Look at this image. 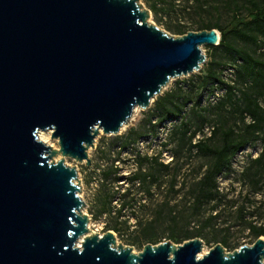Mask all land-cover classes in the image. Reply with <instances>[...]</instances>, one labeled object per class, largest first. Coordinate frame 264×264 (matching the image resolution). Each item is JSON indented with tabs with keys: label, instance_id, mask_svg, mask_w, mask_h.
<instances>
[{
	"label": "water",
	"instance_id": "1",
	"mask_svg": "<svg viewBox=\"0 0 264 264\" xmlns=\"http://www.w3.org/2000/svg\"><path fill=\"white\" fill-rule=\"evenodd\" d=\"M149 17L137 0H0V264H264V237L199 257V238L134 253L87 228L63 158L90 168L99 130L117 135L219 42L215 29L172 37Z\"/></svg>",
	"mask_w": 264,
	"mask_h": 264
},
{
	"label": "rangeland",
	"instance_id": "2",
	"mask_svg": "<svg viewBox=\"0 0 264 264\" xmlns=\"http://www.w3.org/2000/svg\"><path fill=\"white\" fill-rule=\"evenodd\" d=\"M252 1L137 0V3L150 12L149 24L167 35L178 37L181 35L176 34L177 28L198 32L204 30L202 27L207 24L225 27L232 17H245L252 9ZM255 1L261 3V0ZM254 34L257 36L256 44L242 41L236 44L254 58L264 61V35ZM201 49L206 57L205 62L215 55L222 64L218 69L222 81L233 85L236 66L241 64V59L232 61L223 52H215L212 46H202ZM196 76L198 72L170 81L161 95L170 90L175 82H195ZM235 88V97L240 100L241 91H245L247 85L238 84ZM223 96L224 87L217 85L212 91H203L195 113L190 111L191 104L183 109L190 131L196 132L192 142L204 138L213 127L242 129L238 111L233 110L231 103L227 102L222 110L214 107ZM154 101L146 110L133 112L125 128L117 135L101 133L96 136L94 147L87 150L92 170L85 162L63 158L66 166L76 170L78 196L84 203L82 212L88 217L89 232L101 236L107 231V226L117 225L119 232L112 231L116 244L130 247L134 253L140 252L146 244L174 243L168 239L170 234L181 237L185 232L200 230L206 252L223 240V248L228 253L241 246L252 245L255 238L247 229L249 224L258 226L264 223V160L255 163L262 151L260 142L248 144L237 152L229 168L216 177V192L219 194L214 201L197 204L191 192H197L196 183L212 160L203 152L189 150L188 140H182L178 132L174 134L173 127L180 123L181 118L158 125L155 133L149 132L146 121ZM233 102L241 105V102ZM130 130L135 131L132 133L135 141L123 146L124 136ZM136 134L143 135L136 137ZM219 140L217 134L214 145H219ZM50 144L57 148L56 141L51 138ZM60 159L59 155L53 157L54 162ZM135 173L146 174L148 178L142 183H131L129 178ZM106 192H129L128 197H133L137 202L132 207H125L121 217L115 218L114 212L111 216H97V201ZM118 197L116 195L112 202L115 209L120 205ZM136 220L141 222V227H136ZM147 223L152 236L150 240L142 239L141 230Z\"/></svg>",
	"mask_w": 264,
	"mask_h": 264
},
{
	"label": "trees",
	"instance_id": "3",
	"mask_svg": "<svg viewBox=\"0 0 264 264\" xmlns=\"http://www.w3.org/2000/svg\"><path fill=\"white\" fill-rule=\"evenodd\" d=\"M251 6L252 9L245 17L234 16L225 27H221L218 24H207L202 27L204 30L215 29L218 31L220 36L218 45L212 46L215 52H223L232 61L235 58L241 59V64L236 66L235 83L228 85L222 81L220 70H218L219 67H222V64L216 60L213 54L210 60L203 64L198 76L195 77V82L191 81L187 84L175 82L170 90L158 96L146 121L149 124V132L155 133L158 125L181 118L180 123L173 127L174 134L178 132L182 140H188L189 150L203 152L210 156L211 164L196 183L197 192H191L197 204L210 203L216 199L219 194V192H216V177L229 168L233 156L248 144L260 142L262 151L255 163L264 160V61L254 58L246 49L238 47L236 44L237 41L256 44L257 36L254 32L264 35V0H261V3L253 0ZM152 12H154L153 9ZM175 32L178 35L187 33L186 30L181 28H177ZM238 84L247 85L246 90L241 91L240 100L235 97V87ZM217 85L224 87V96L214 104V107L222 110L227 102L231 103L234 106L233 110L238 111L239 122L243 127L239 130H235L234 127H213L204 138L192 142L196 137V132L190 131L183 109L188 104H191L192 108L190 111L195 113L203 91H212ZM233 101L241 102V105H236V102ZM153 117L155 118L154 121L152 120ZM246 119L248 120L245 124ZM133 132L135 131L130 130L124 136L123 146H128L135 141V138H132ZM217 134L220 136V142L219 145H214ZM136 135V137H139L143 134ZM147 178L146 174L135 173L129 179L131 183H142ZM116 195H119L118 199L120 200V205L117 209L112 205ZM128 196L129 192H106L97 201V216H111L114 212L115 218L121 217V211L125 207H132L137 202L136 199ZM215 209L216 207L213 208V210ZM123 223L125 224L126 221ZM141 226V222L136 220V227ZM149 227L150 225L147 223L141 230L143 233L142 239L144 240L152 238L149 234ZM247 229L255 240L258 237H264V223L258 226L249 224ZM106 230L115 233L119 232L117 225L107 226ZM192 238H201L203 240L202 231L185 232L181 237L175 234L168 236V239L175 244H181ZM221 244L222 246L225 245V241L223 240Z\"/></svg>",
	"mask_w": 264,
	"mask_h": 264
},
{
	"label": "bare ground",
	"instance_id": "4",
	"mask_svg": "<svg viewBox=\"0 0 264 264\" xmlns=\"http://www.w3.org/2000/svg\"><path fill=\"white\" fill-rule=\"evenodd\" d=\"M138 110V108H135L134 109V111L133 112H136ZM125 128V126L121 129V130H123ZM120 130V131H121ZM101 134V130H99V133H98V135H100ZM50 132H38V134H37V139L40 141V142H42V143H44L45 145H48V146H50L51 144H50ZM81 242H82V239H80L78 242H77V246L79 247L80 246V244H81ZM205 250H203L200 254H199V257H201L203 254H205Z\"/></svg>",
	"mask_w": 264,
	"mask_h": 264
}]
</instances>
